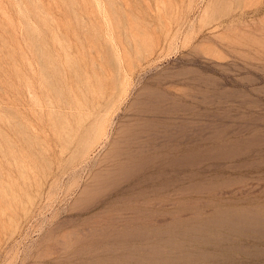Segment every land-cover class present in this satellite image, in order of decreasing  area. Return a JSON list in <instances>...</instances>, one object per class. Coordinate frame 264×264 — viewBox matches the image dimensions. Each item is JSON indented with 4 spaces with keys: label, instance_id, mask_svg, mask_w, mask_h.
Here are the masks:
<instances>
[{
    "label": "rangeland",
    "instance_id": "obj_1",
    "mask_svg": "<svg viewBox=\"0 0 264 264\" xmlns=\"http://www.w3.org/2000/svg\"><path fill=\"white\" fill-rule=\"evenodd\" d=\"M0 264H264V0H0Z\"/></svg>",
    "mask_w": 264,
    "mask_h": 264
},
{
    "label": "bare ground",
    "instance_id": "obj_2",
    "mask_svg": "<svg viewBox=\"0 0 264 264\" xmlns=\"http://www.w3.org/2000/svg\"><path fill=\"white\" fill-rule=\"evenodd\" d=\"M104 138H106V137H104ZM104 143V142H103ZM101 145V144H100Z\"/></svg>",
    "mask_w": 264,
    "mask_h": 264
}]
</instances>
